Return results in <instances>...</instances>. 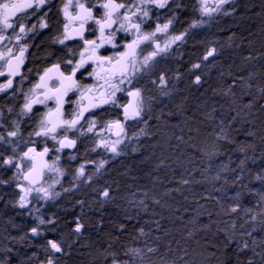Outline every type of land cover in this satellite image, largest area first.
Returning a JSON list of instances; mask_svg holds the SVG:
<instances>
[{
	"label": "trees",
	"instance_id": "obj_1",
	"mask_svg": "<svg viewBox=\"0 0 264 264\" xmlns=\"http://www.w3.org/2000/svg\"><path fill=\"white\" fill-rule=\"evenodd\" d=\"M191 17V0H186L177 28H185ZM186 44L170 61V82L175 83L170 86V100L154 102L161 104L155 105L150 121L128 127L126 155L93 182L97 189L91 201L81 193L84 186L71 190L67 184L56 205L33 216L34 212L20 210L18 199L0 185V259L10 258L9 264L22 260L40 264L47 257L43 250L47 240L55 239L65 249V254H56V264H102L99 253L113 242L117 248L155 247L176 264H184L181 257L190 264H220L224 257L217 249L225 232L239 239V233L255 228L251 237H245L250 249L240 255L245 264L247 257L254 264H264V256L257 255L264 252L260 244L264 226L259 223V212L264 210V0L241 1L231 18L218 20L209 32H192ZM215 44L219 57L191 71V65L201 62ZM196 75L201 76L199 85L194 83ZM159 95L154 91L155 99ZM161 125L169 141L163 149L159 148ZM221 126L231 142L216 139ZM139 138L143 139L138 148L131 151L129 145ZM214 150L219 164L230 165L235 174L218 180V189L212 190L203 180L207 172L212 175L220 170L218 165H207L215 160ZM67 170L70 174L75 168ZM105 188L111 199L102 197ZM117 203L121 205L116 207ZM236 205L240 208L232 212ZM37 217L55 224L41 225L43 234L31 236ZM77 220L84 225L79 234L73 231ZM140 228L147 235H141ZM25 234L28 238L19 240ZM253 239L255 251L251 250ZM33 253L36 256L28 260ZM229 264H236L234 256Z\"/></svg>",
	"mask_w": 264,
	"mask_h": 264
},
{
	"label": "snow or ice",
	"instance_id": "obj_2",
	"mask_svg": "<svg viewBox=\"0 0 264 264\" xmlns=\"http://www.w3.org/2000/svg\"><path fill=\"white\" fill-rule=\"evenodd\" d=\"M232 2L233 0H195L193 11H198L209 18L213 17L214 13L229 15L230 13L224 6ZM182 10H184V5L181 0H94V2L93 0H61L58 12L62 16V30L52 42L63 45L67 54L62 61L53 63L42 72H37V80L25 92L22 87H14V84L23 85L28 80V73L32 72V69L25 68L30 55L29 48L32 47L28 41L35 35H39L41 30L50 27L48 19L49 12L52 11V0H0V78H3L0 79V94L9 93L11 90V97L22 95L23 104L17 115L31 118L39 114L38 129L33 135L45 138L44 146L39 151L36 147H29L23 152L21 159L28 163L15 165L17 168L26 169L22 175L27 185H18L23 193L18 201L20 208H26L31 203L28 197L33 191L37 193V199L52 198V193L48 191V188L59 181L49 176L51 183L48 188H45L42 183L45 173L57 175L63 173L57 166L59 155L49 157V153L58 154L64 149L76 147L77 138L69 137V132L78 133L79 136H84L86 132L93 133L95 136L108 132L116 139L109 140L102 137L98 142H94L95 147L91 150L96 151V148L102 147L115 156L123 154L124 150L119 146L124 144L127 137L128 122L146 123L143 120L145 104L143 89L137 86L139 75L151 67L150 62L156 57L166 54L177 42L184 41L188 29L179 34H170V29L179 18L178 11ZM166 13H171V15L164 19ZM32 17H37V21L29 24L28 21ZM204 23L203 20H195L189 28H196ZM85 33H91L92 37L86 36ZM158 34L167 37L163 46L159 42ZM68 41L78 42L76 50L67 43ZM145 44L148 45L147 48L142 47ZM101 49L105 51L102 53ZM110 49H118V51L108 54ZM216 51L215 47L209 48L203 54L201 62L193 63L190 70L200 69L204 61H209V58L216 55ZM88 66H91L90 70ZM78 73L79 77H90L95 83L91 85L82 83ZM17 77H19L18 80ZM152 83L163 88L168 85L166 76L163 74ZM194 83L197 85L201 83L200 75L195 76ZM261 92H264V89H261ZM70 93H76L77 98L73 99ZM123 97L127 99L121 102ZM49 101L54 107L49 106ZM66 104L74 105L67 115ZM37 105H42L46 110L43 112L37 110L34 113ZM106 105L120 109V115L115 119L104 120L103 113H98L96 110L107 111ZM247 107L251 108L252 104L249 103ZM12 111L13 109L9 107L8 112L12 113ZM86 113L91 114L86 116ZM3 118V112L0 111V119ZM81 121L84 123L82 124ZM0 127H3L2 123ZM18 131L19 129L9 131L7 135L16 137ZM223 133L224 127L221 126L220 134L216 139L231 142ZM49 139L54 141L51 147L47 144ZM3 142H5V137L0 135V143ZM240 150L243 151L244 147L242 146ZM12 151L15 152V148ZM213 154H216L215 150ZM4 163L11 165L13 161L8 158ZM92 163L96 164L95 170L99 172L108 161L101 160L98 163L95 161ZM77 175L84 177L85 182L91 179L85 176L84 164L77 169ZM256 178L261 179L260 176ZM216 179L219 180L220 176L217 175ZM182 182L187 184L189 181L183 180ZM101 195L105 199H111L107 188L102 191ZM144 195L147 196V193ZM261 199L264 200V196ZM139 206L144 207L143 200L139 201ZM238 207L239 205L231 207V211L237 212ZM244 211L250 213L253 210L244 209ZM259 216L261 217L259 223L264 226V210L259 212ZM36 219L38 224L30 229L31 236L43 234L41 225L55 224V221L51 219L47 221L42 217ZM251 219L255 221L256 216H251ZM83 227L84 225L77 220L73 231L79 234ZM232 227L235 228L234 223ZM241 227L243 228V225ZM121 230L123 231V226ZM255 231L256 229L253 228L252 231L241 232L239 239L225 232L222 246L217 249L220 256L224 257V259L217 257L220 259V264H229L233 256L236 258V264H245L240 255L250 249V243L245 237H251ZM139 233L147 235L143 228L139 229ZM27 238L28 234H25L19 240ZM260 244L264 245V240H261ZM113 245L114 242L110 243L108 248L99 253L102 264H137V261L139 264H176L175 260L169 262L164 258L166 254H160L159 250L152 246L140 249L126 246L117 248ZM255 245L256 241L253 239L252 251H255ZM212 246L216 247V245ZM43 250L47 253V257L46 260L40 261V264H56L58 259L56 254H65L64 247L55 239H48ZM7 251L12 253L13 249L9 247ZM257 254L264 256V252ZM212 255L216 256V253ZM35 256L36 254L33 253L28 260H32ZM153 256H157L158 260H153ZM145 257H147V262ZM180 259L184 264H190L189 261L184 260V257ZM0 264H9V258L0 259ZM21 264H26V262L22 260ZM246 264H254L253 258L247 257Z\"/></svg>",
	"mask_w": 264,
	"mask_h": 264
},
{
	"label": "flooded vegetation",
	"instance_id": "obj_3",
	"mask_svg": "<svg viewBox=\"0 0 264 264\" xmlns=\"http://www.w3.org/2000/svg\"><path fill=\"white\" fill-rule=\"evenodd\" d=\"M185 1L181 0V2L184 5L185 8ZM243 0H237L235 5H238ZM94 2V0H93ZM192 8L195 4V0H191ZM61 7V0H52V11L49 12V19L48 22L50 24V27L48 29L41 30L39 35H35L32 39H30L28 42L32 45V47L29 48L30 55L28 56V60L26 62L25 68L32 69L31 73H28V80L24 82L23 85H15L14 87H22L23 91H27L33 82L37 80V72H42L46 67H50L53 63H56L58 61H62L64 57L67 54V50L63 45H60L58 43H53V39L60 33L62 30V16H60L58 9ZM235 8V7H234ZM234 8L229 9V15H225L223 18H231ZM184 12L178 11V17H180V14ZM168 15H171V13H166L164 16V19L167 18ZM198 18L197 13L192 10V17L191 20L187 23V25L191 24L193 20H196ZM222 19V18H220ZM218 19V20H220ZM179 20V18H178ZM177 20V21H178ZM216 20L215 22H217ZM37 17H32L31 20L28 21L29 24L36 23ZM175 22L172 28L170 29V34H179L183 32L185 29H188L189 26L186 25L185 28H177ZM214 22V23H215ZM179 27V26H178ZM188 33L191 34L192 31H189ZM187 33V36H185L184 41H186L187 37L189 36ZM193 33H200L198 31H193ZM86 36L92 37L91 33H85ZM122 35V34H121ZM159 36V42L161 43V46H163V43L167 37L158 34ZM119 38V37H118ZM130 39V37H129ZM69 45L73 46V49L76 50V45L78 44L77 41H68ZM142 47L147 48L148 45H142ZM102 53L105 51V49L100 50ZM112 51H118L117 50H109L108 54H111ZM147 54V53H144ZM175 56V53L171 55L170 49L166 54H162L161 56H158L155 58L154 61L150 62L151 67L149 69H146L143 73L139 75V79L137 81V86L141 87L143 89V96L145 99V103L147 105L148 110H151L152 103L155 100L154 91L158 94V92L162 95V100L168 98V94L164 95V92L168 93L169 88V69H170V61L171 58ZM78 59V56L76 57ZM142 59V56H141ZM211 57L209 59L212 60ZM208 61H204L206 63ZM89 70L91 66H88ZM83 71V70H82ZM165 75L166 79L168 81V85L166 88L158 87L156 84H153V80H158V77L160 75ZM79 77V73L77 74ZM81 82L84 84H94L95 81L88 77H79ZM3 79V78H0ZM19 77H17V80ZM11 90H9V93L0 94V111L3 112V119H0V123L3 124V127H0V135H3L5 137V142L0 143V181H4V183H0L1 186L5 187L6 189L10 190L11 196L15 197L19 201V197L23 195V193L20 191V188L18 185H27L25 180L23 179V175L21 176V173L25 169H20L15 167L16 164H26L28 163L26 160H22L23 152L27 151L29 147H36L39 151L44 146V139L43 137H37L33 135V133L38 129V121L40 119V115L36 114L33 115L31 118L28 116H19L17 115L20 112V106L23 104V96L17 95L15 97L10 96ZM70 96L73 99L77 98L76 93H70ZM118 96H122V94H118ZM127 97H123L122 101L126 100ZM49 106L54 107L51 101L48 102ZM11 107L13 109L12 113L8 112V108ZM74 105H65V111L66 115L68 112L72 110ZM107 111H104L103 109H97L96 112L103 113V119L109 120V119H115L118 115H120L121 110L118 108H112L110 106H105ZM43 112L46 109L42 105H37L34 108V113L37 112ZM91 113H86L87 115H90ZM151 112L148 113V115H145L143 118L148 119ZM84 123V121H82ZM100 121L98 120V123ZM82 123V124H83ZM136 124V121H129L128 125H134ZM128 126V127H129ZM127 127V129H128ZM19 129L16 137H10L7 135L9 131ZM126 129L127 133L128 130ZM85 132H86V126H85ZM69 137H76L77 138V145L74 149H64L61 153H49V157H53L55 155L62 156L63 158H67L73 154H76L77 151L80 148V144L82 143L81 137L78 133L75 132H69ZM84 138H88V140L93 139L99 141L102 137L108 138L109 140H114L116 137L114 135H110L108 132H102L101 136H95L93 133H87L83 136ZM35 143H32V142ZM94 143V142H93ZM47 144L51 147L54 145V141L47 140ZM89 147L92 149L93 145H89ZM15 148V152L12 151V149ZM121 148V147H120ZM98 150H102L108 153L107 158H103L101 160H107L109 165L112 161H114L115 157L114 154L110 151H107L104 148H99ZM61 157V158H62ZM8 158H11L13 163L5 164L4 161ZM100 160V161H101ZM61 161V160H59ZM51 162V160H50ZM64 162V159L62 163ZM26 171V170H25ZM47 172L45 173L46 177ZM44 177V180H45ZM43 180V181H44ZM17 206L20 210H25V208H20L18 203Z\"/></svg>",
	"mask_w": 264,
	"mask_h": 264
},
{
	"label": "rangeland",
	"instance_id": "obj_4",
	"mask_svg": "<svg viewBox=\"0 0 264 264\" xmlns=\"http://www.w3.org/2000/svg\"><path fill=\"white\" fill-rule=\"evenodd\" d=\"M236 1L237 0H233V2L231 4L225 5L224 6L225 9L229 12L230 8H234L236 6L235 5L237 3ZM192 10H193V8H192ZM194 12H196L197 16H198V18L196 20H203V21H205V23L196 27V28H188V29H189V31H198L201 33L211 31L214 22L225 16L223 13H214L213 17L209 18V17L203 16L198 11H194ZM193 21H195V20H193ZM193 21L191 22V24L193 23ZM185 44H186V41H182V42H177L176 44L172 45L173 48L172 47L170 48L171 55L173 53L176 54L178 51H180L181 48H184ZM212 47L217 48V45L216 44L212 45ZM218 57H219L218 53L216 52V55L212 58L215 60ZM171 79H173V75H172V72H169L168 98L164 99L165 100L164 101V100H162V95H159L158 98L154 100V102L161 101V102H167L168 103V101L170 100V94H171L170 86L174 83V82H170ZM154 102L152 103L151 110H148L146 103L144 104V115H143V117L145 115H148L149 112H151V114H152L155 105L157 106V105L161 104V103L155 104ZM151 114L148 116L149 118L152 117ZM149 118H148V120H149ZM144 119L145 118H143V120ZM81 123H83V122L81 121ZM163 128H164V130H163L164 132L162 131ZM166 131H167L166 127L161 125V132H160V137H159V142L161 145L159 146V148H162V149L167 148V146H168L167 142H169L168 136L166 135ZM144 136H145V134H143L142 137H144ZM127 139H128V134L124 140V144H121L119 146V148L121 147V149L125 150ZM140 139H143V138H139V140H137L135 143H132L129 145L131 151L135 148H138L137 145H138V141H140ZM81 140H82V143L80 144L81 146H80V148L76 154H73L67 158H63L62 156H60L59 160H61V161H58L57 166L61 169V171L63 173L62 175H57L55 173H47L46 174L45 180L43 181V185L45 188H48L49 183H51V181L48 179L49 176H52V177H54L55 180L59 181L58 183L53 184L51 188H48V191L50 193H52V198L51 199H46V198L37 199V193L35 191H33V193L28 197V199L31 201V203H29L25 209L28 210L29 213L34 212L33 216L38 214V213L43 212L44 210H48V208L51 206L56 205V202L66 192L65 187L67 184L70 185L71 190H75L78 186H81V187L84 186L81 189L82 195L86 196L89 201L92 200L93 194H94V192H96V184L93 182L97 181L103 175L107 174V172L109 171L111 166H108L107 164H105V166L99 172H96V170H95L96 164L92 163V162L95 161L98 163L101 159L107 157L108 153L105 151H102V150H98L99 148H96V151L91 150L89 145L95 146V143H93V142H98L97 140H93V139L88 140V138H84L83 136L81 137ZM208 141H211V139H208ZM124 155H126V153H123L119 156L114 155V157H115L114 162L123 158ZM71 157H75V158L72 159ZM63 159H64V162L62 163ZM80 159H84L87 162H82ZM219 163L220 162L217 160L216 154H215V160L214 161H211V159L209 161H207V165H213V166L218 165V168H220L219 172L216 174L211 175L209 172H207V174L203 180L204 185H209V187L213 186L212 190L218 189V187L216 186V183L218 181L216 179L217 175L220 176V179H223V178H226L227 176H233L235 174L230 165L227 164L226 165L227 167H225V165H222ZM81 164L85 165V176L91 177V179L88 182H85L84 177H79L77 175V169L80 167ZM68 166L75 168L73 173H70V174L68 173V170H67ZM25 170H23L22 173ZM22 173H21V176H22ZM227 186L228 185H224L223 187H227ZM56 193H59V195H56ZM41 197H42V194H41ZM143 198L146 199V196H143ZM120 205H121L120 203H117L116 207H119ZM37 209H39V211H37ZM149 255H152V254H149ZM153 260H158V257L153 256Z\"/></svg>",
	"mask_w": 264,
	"mask_h": 264
},
{
	"label": "bare ground",
	"instance_id": "obj_5",
	"mask_svg": "<svg viewBox=\"0 0 264 264\" xmlns=\"http://www.w3.org/2000/svg\"><path fill=\"white\" fill-rule=\"evenodd\" d=\"M240 1V0H239ZM193 32V31H192ZM201 33V32H200ZM199 33V34H200ZM188 35H189V33H188ZM187 36V35H186ZM187 45V44H186ZM173 48V47H172ZM236 85V84H235ZM169 100V99H168ZM165 101V100H164ZM150 121V120H149ZM135 124V123H134ZM145 126V125H144ZM248 145V144H247ZM107 158V157H106ZM117 159V158H116ZM258 168V167H257ZM253 181V180H252ZM258 184V183H257ZM104 185V184H103ZM97 189V188H96ZM205 205V204H204ZM214 205V204H213ZM200 207V206H199ZM240 208V207H239ZM91 209V208H90ZM2 210V209H1ZM146 212V211H145ZM147 213V212H146ZM67 214V213H66ZM95 214V213H94ZM68 216V215H67ZM138 216V215H137ZM154 216V215H153ZM176 216V215H175ZM140 217V216H139ZM144 217V216H143ZM157 222V221H156ZM155 222V223H156ZM255 226V225H254ZM2 227V226H1ZM213 227H214V225H213ZM120 228V227H119ZM263 228V227H262ZM95 230V229H94ZM100 230V229H99ZM159 230V229H158ZM157 230V231H158ZM3 235V234H2ZM98 235V234H97ZM6 238V237H5ZM11 238V237H10ZM83 238V237H82ZM191 239V238H190ZM115 244V243H114ZM258 255V254H257ZM68 257V256H67ZM173 257V256H172ZM10 259V258H9ZM185 259V258H184ZM180 260V259H179Z\"/></svg>",
	"mask_w": 264,
	"mask_h": 264
},
{
	"label": "water",
	"instance_id": "obj_6",
	"mask_svg": "<svg viewBox=\"0 0 264 264\" xmlns=\"http://www.w3.org/2000/svg\"><path fill=\"white\" fill-rule=\"evenodd\" d=\"M74 149V148H73ZM69 150H72V149H69ZM26 183H27V181H25ZM42 183H43V181H42ZM39 185H37V187H38Z\"/></svg>",
	"mask_w": 264,
	"mask_h": 264
}]
</instances>
